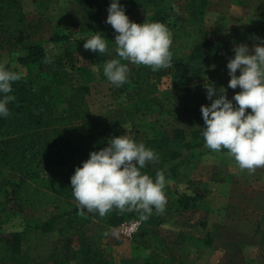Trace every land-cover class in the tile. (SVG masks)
Returning <instances> with one entry per match:
<instances>
[{"label": "trees", "instance_id": "obj_1", "mask_svg": "<svg viewBox=\"0 0 264 264\" xmlns=\"http://www.w3.org/2000/svg\"><path fill=\"white\" fill-rule=\"evenodd\" d=\"M258 1L259 16L254 25L240 31L225 28L213 39L206 27L211 0H181L177 6H163L161 0H121L132 21L159 22L171 30L173 59L171 67L159 71L129 64V82L119 88L111 87L115 104L122 107L127 118L156 111L173 114L172 109L164 106L162 92L157 90L160 80L169 76L177 87L187 92L196 90L205 79L215 77V62L222 55L226 56L227 66L235 45L247 44L252 49L260 43L259 38H264V0ZM77 2L79 14L68 21L67 29L47 33L49 20L43 15L30 16L23 0H0V52H19V64L32 70L50 60L47 42L59 49L51 82L37 87L30 76L21 75L13 85L16 99L9 104L11 114L0 118V220L5 213L15 211L45 213L41 221L26 225L23 230L0 232V264H114L108 248L109 235L113 228L132 220L141 221L137 232L131 235L135 248L149 251L141 264H186L159 235L157 227L167 222L168 215L188 211L204 201L210 192L206 180L187 178L183 191L167 182L164 189L167 208L163 213L153 210L146 220L135 209L125 212L113 209L104 217L82 214L72 195L70 178L76 167L89 159L90 152L108 146L110 139L97 138L102 128L103 132L108 130V125L93 116L88 99L90 80L97 73L105 79L104 63L119 59L114 43L117 33L107 23L103 29L98 28L110 0ZM97 32L113 39L107 41L108 52L102 56L65 45L78 38L77 34L93 36ZM8 67L19 72L17 67ZM60 105L67 108L62 114L57 112ZM197 118L198 125L190 131L191 137L186 129L177 127L172 136L146 139L143 143L158 154L159 161L148 164L142 171L153 179L157 171H163L166 180L178 183L183 165L181 149L205 145L201 128L204 121L198 115ZM197 118L187 115L189 122L196 123ZM43 160L51 170L68 169L58 179H44L35 169ZM226 178L224 169H218L213 176L215 181ZM255 234L264 245V211ZM197 238L206 246L213 242L208 232ZM116 244L121 241L116 240Z\"/></svg>", "mask_w": 264, "mask_h": 264}, {"label": "clouds", "instance_id": "obj_2", "mask_svg": "<svg viewBox=\"0 0 264 264\" xmlns=\"http://www.w3.org/2000/svg\"><path fill=\"white\" fill-rule=\"evenodd\" d=\"M107 11L105 22L117 33L114 43L119 57L104 63L103 74L108 82L117 88L128 83L129 64L147 66L152 71L171 67L173 41L165 25L132 21L121 0H110ZM259 39L260 43L252 49L247 44L234 46V55L227 63L231 77L227 88H217L204 78L206 97L211 103L200 109L205 124L201 127L205 147L215 153L226 152L249 175L264 168V38ZM107 41L97 32L86 38L83 47L102 56L108 52ZM20 79L19 72L0 62V118L10 116L9 104L16 99L13 85ZM237 88L240 91L229 99L227 89ZM158 161L153 149L137 142L128 132L111 137L108 146L90 152L89 159L76 167L70 178L79 211L104 217L113 209L120 212L135 209L145 220L153 210L163 213L167 204L166 176L157 171L153 179L142 171Z\"/></svg>", "mask_w": 264, "mask_h": 264}, {"label": "rangeland", "instance_id": "obj_3", "mask_svg": "<svg viewBox=\"0 0 264 264\" xmlns=\"http://www.w3.org/2000/svg\"><path fill=\"white\" fill-rule=\"evenodd\" d=\"M180 1L181 0H161V5L177 6ZM23 3L25 10L30 16L43 15L49 20L46 28L48 29L47 33L56 30L65 31L69 24L68 21L70 22L75 19L79 14L77 0H23ZM258 6V0H211L206 14V27L211 37L213 39L217 38L219 31L223 32L225 28L240 31L249 28V25H254L258 21ZM107 16L108 12L104 13L102 16V24L98 27L99 29L104 28ZM169 31L171 32L170 29ZM77 37L78 38H74L70 42H66L65 45L84 49L83 45L86 42V38L91 37V34H77ZM109 39L108 41L113 40ZM46 48L50 52V60L41 68L34 67L32 70H28V68L20 65L17 61V57L20 54L19 52H0V62H5L8 66L17 67L20 75L30 76L35 86L39 87L51 82L52 70L59 54V49L55 48L50 42L46 43ZM225 57L226 56L222 55V58L215 62L216 75L214 78L208 79V83L211 84V82H214L217 88L221 86L227 88L231 78L228 74ZM237 74L239 75V72ZM205 83L206 81L201 83L200 88L187 92L177 87L172 82L171 77H163L157 85V90L162 92L164 106L168 109H172L173 114L156 111L153 113L139 114L133 118H127L123 113L122 107H118L115 104L116 101L112 96V84L108 82L106 78L101 79L100 75L97 73L96 77L90 80V94L88 99L94 118L108 125V130H106V132H103V128L100 130L97 136L98 140H103L105 136H109V138L122 136L128 132L132 138L143 143L146 139L152 137H161L163 135L172 136L173 129L177 127L186 129L187 136L191 137L190 131L198 125L197 115L198 117H202L200 111L201 106L210 105L211 103L206 97V90L204 88ZM239 91V88L235 90L227 89L229 99ZM66 109L65 105H60L57 107V112L62 114ZM249 111L251 110L249 109ZM187 115H192L194 119L196 117L197 122H189ZM181 151L182 160H179L182 161L183 165L180 167L181 174L178 177V183L169 179L167 180L168 184L178 191L186 189L187 178L207 175L206 167L209 166V164H205V158H203L201 154L199 155L196 149L187 150L184 148L181 149ZM35 169L38 170L40 176L44 179L45 177L47 179H58L68 168L51 170L46 166L43 160L35 166ZM199 205L200 203L194 208H197ZM165 207L167 208V204ZM196 212L197 211L193 209L191 213H173L172 215H168L166 223L157 227L159 235L163 236L173 246L175 252L181 256L187 264L200 263L203 254L209 249L205 242H201L197 238L198 235L201 236L206 233L207 228L203 227V222L206 221L205 219H207V217L204 216L203 212ZM193 213H195V215H192ZM44 214V212H34L30 210L5 213L0 220V232L23 230L26 225L41 221L45 216ZM166 214L167 213H165V215ZM120 233L124 236L121 237L122 243H124V245L122 244L123 247L121 248L119 247L121 245L115 243L116 239L112 240L110 243L112 245V252L116 253L118 257L121 256L123 252L130 251L129 240L131 236L126 237L122 232ZM208 233L211 234V232ZM31 235L37 236L38 232H31ZM224 237L227 239L228 236L225 234ZM227 245L228 243H225L224 247L221 248V253L233 254L234 250H230L232 248L228 249ZM147 254L148 250L142 248L134 249L133 257L143 260ZM236 264H244V262L238 259ZM248 264L253 263L249 262Z\"/></svg>", "mask_w": 264, "mask_h": 264}, {"label": "crops", "instance_id": "obj_4", "mask_svg": "<svg viewBox=\"0 0 264 264\" xmlns=\"http://www.w3.org/2000/svg\"><path fill=\"white\" fill-rule=\"evenodd\" d=\"M196 150L205 158V164H209L206 167L207 175L196 178L209 182L210 192L207 198L193 209L197 211L196 213L203 212L207 217L205 219L207 222L204 221L206 232H211L214 236L212 244L208 246L209 249L203 254L198 264H236L238 259L244 264L249 262L264 264V245L260 243L259 236L255 234L264 211V168L257 169L254 174L249 175L246 170L241 171L226 152L215 153L205 145ZM218 169L226 170L225 180L215 181L213 179ZM193 209L180 213H191ZM225 234L228 236L227 239L224 237ZM109 236L108 248L113 256L114 264L142 263L141 259L133 257L136 248L132 236L129 240L130 251L123 252L119 257L112 252L110 243L115 239L120 240L121 244L118 245L122 248L124 243L121 237L123 235L116 227L112 229ZM225 243H228V249L234 250L233 254L221 253V248Z\"/></svg>", "mask_w": 264, "mask_h": 264}, {"label": "built area", "instance_id": "obj_5", "mask_svg": "<svg viewBox=\"0 0 264 264\" xmlns=\"http://www.w3.org/2000/svg\"><path fill=\"white\" fill-rule=\"evenodd\" d=\"M140 224V220L127 221L118 226V230L122 232V234H124L125 236H131L132 234L137 232Z\"/></svg>", "mask_w": 264, "mask_h": 264}]
</instances>
